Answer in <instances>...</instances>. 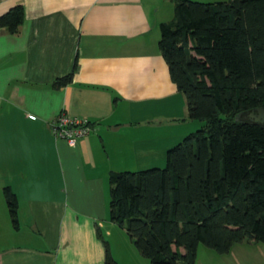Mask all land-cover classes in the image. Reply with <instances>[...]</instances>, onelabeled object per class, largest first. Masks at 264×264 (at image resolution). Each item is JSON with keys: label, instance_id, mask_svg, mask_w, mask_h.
Here are the masks:
<instances>
[{"label": "crops", "instance_id": "0c3cea01", "mask_svg": "<svg viewBox=\"0 0 264 264\" xmlns=\"http://www.w3.org/2000/svg\"><path fill=\"white\" fill-rule=\"evenodd\" d=\"M16 6L19 32L0 28V264H105L109 175L160 166L196 123L158 48L173 2L0 0V17ZM62 113L93 128L75 147L50 129Z\"/></svg>", "mask_w": 264, "mask_h": 264}, {"label": "trees", "instance_id": "16d2710c", "mask_svg": "<svg viewBox=\"0 0 264 264\" xmlns=\"http://www.w3.org/2000/svg\"><path fill=\"white\" fill-rule=\"evenodd\" d=\"M172 2L158 48L201 128L166 152L165 168L109 175V221L150 264H195L200 244L224 255L264 242V125L248 118L264 109V0ZM23 21L16 6L0 28L15 35ZM3 194L17 230V198L9 187ZM103 245L105 264H117Z\"/></svg>", "mask_w": 264, "mask_h": 264}, {"label": "rangeland", "instance_id": "374dc122", "mask_svg": "<svg viewBox=\"0 0 264 264\" xmlns=\"http://www.w3.org/2000/svg\"><path fill=\"white\" fill-rule=\"evenodd\" d=\"M193 2L200 3H218V2H228L230 0H189ZM188 122H190L188 120ZM194 124H200L196 122ZM192 123H183L177 125V134L180 132L181 138L176 140L168 149L173 148L183 138L190 134V132H185L186 128H192L194 126ZM187 126V127H186ZM201 127L198 125L194 128L193 132L198 131ZM175 130V129H174ZM180 130V131H179ZM183 131V132H182ZM167 149V150H168ZM166 165V155L164 160L157 166V169H163ZM153 169V168H152ZM144 170V169H142ZM141 171V170H139ZM135 172V171H130ZM109 221V214H108ZM112 223H104L102 228V236L105 239L111 257L117 264H150L147 259H144L135 249L134 245L130 241L124 229H121L117 225H111ZM25 231V230H24ZM107 231L109 234H106ZM181 253L183 250H180ZM195 264H264V242L260 243H248L244 242L242 244H237L233 246L228 254L219 255L216 252L206 248L204 245L200 244L197 249Z\"/></svg>", "mask_w": 264, "mask_h": 264}, {"label": "built area", "instance_id": "2783aa9c", "mask_svg": "<svg viewBox=\"0 0 264 264\" xmlns=\"http://www.w3.org/2000/svg\"><path fill=\"white\" fill-rule=\"evenodd\" d=\"M50 129L57 139L65 141L69 147H75L93 130L87 120L69 117L63 113L50 124Z\"/></svg>", "mask_w": 264, "mask_h": 264}, {"label": "water", "instance_id": "95a60500", "mask_svg": "<svg viewBox=\"0 0 264 264\" xmlns=\"http://www.w3.org/2000/svg\"><path fill=\"white\" fill-rule=\"evenodd\" d=\"M248 118L254 123L264 125V109L258 108L248 115Z\"/></svg>", "mask_w": 264, "mask_h": 264}]
</instances>
